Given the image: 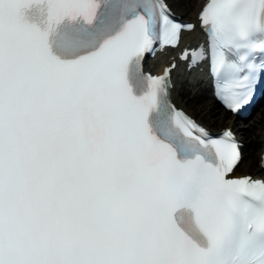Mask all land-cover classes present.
Here are the masks:
<instances>
[{"label":"snow or ice","instance_id":"6c2138e0","mask_svg":"<svg viewBox=\"0 0 264 264\" xmlns=\"http://www.w3.org/2000/svg\"><path fill=\"white\" fill-rule=\"evenodd\" d=\"M0 0V264H264V179L171 101L185 47L223 107L264 80V0ZM258 57L260 58L257 62ZM264 166V165H262Z\"/></svg>","mask_w":264,"mask_h":264},{"label":"bare ground","instance_id":"6f19581e","mask_svg":"<svg viewBox=\"0 0 264 264\" xmlns=\"http://www.w3.org/2000/svg\"><path fill=\"white\" fill-rule=\"evenodd\" d=\"M171 7L183 19L193 20L197 10L198 0H168ZM199 83V82H198ZM187 86L186 83H177L174 89V101L183 110L191 116L199 120L209 129L218 131L225 127H234L235 123L232 118L225 112L218 110V106L212 100L209 91L205 86L200 84ZM195 94L191 98L190 92ZM225 116H227L225 118ZM238 135L244 142L243 160L238 165V175H260L256 163L252 164L253 156L251 150L260 147L259 142L264 136V105L258 115L251 123H245L243 127L239 128Z\"/></svg>","mask_w":264,"mask_h":264},{"label":"rangeland","instance_id":"374dc122","mask_svg":"<svg viewBox=\"0 0 264 264\" xmlns=\"http://www.w3.org/2000/svg\"><path fill=\"white\" fill-rule=\"evenodd\" d=\"M219 112L222 111L220 108H218ZM261 108L257 109V111H255L252 115V117L249 119L248 123H251L253 122V119H255V117L258 115V111H260ZM227 116H225L226 118ZM259 146L254 148L253 150H251L252 152V156H253V161H252V164L254 165L255 164V161H256V152L258 150Z\"/></svg>","mask_w":264,"mask_h":264}]
</instances>
